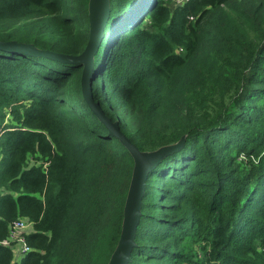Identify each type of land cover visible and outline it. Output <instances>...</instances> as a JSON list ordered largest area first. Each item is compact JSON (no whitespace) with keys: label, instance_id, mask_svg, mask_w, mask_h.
<instances>
[{"label":"trees","instance_id":"16d2710c","mask_svg":"<svg viewBox=\"0 0 264 264\" xmlns=\"http://www.w3.org/2000/svg\"><path fill=\"white\" fill-rule=\"evenodd\" d=\"M88 35V0H0V41L76 55ZM81 71L0 49V240L33 227L15 264H107L118 243L134 161ZM90 83L140 151L181 141L147 173L126 264H264V0H109Z\"/></svg>","mask_w":264,"mask_h":264},{"label":"water","instance_id":"95a60500","mask_svg":"<svg viewBox=\"0 0 264 264\" xmlns=\"http://www.w3.org/2000/svg\"><path fill=\"white\" fill-rule=\"evenodd\" d=\"M108 16L109 0H88V40L82 52L76 55L40 49L33 44L18 42L16 40L0 41V49L15 53H28L61 62L82 65L80 83L85 102L100 122L107 128L109 133L127 148L134 161L132 176L124 204L120 236L107 263L126 264L130 258L131 249L135 244V233L141 215V199L147 173L164 155L178 149L181 146V141L159 147L153 151H140L121 132L118 121H112L106 116L100 105L93 99L90 77L94 66V56L102 40L103 30Z\"/></svg>","mask_w":264,"mask_h":264},{"label":"built area","instance_id":"2783aa9c","mask_svg":"<svg viewBox=\"0 0 264 264\" xmlns=\"http://www.w3.org/2000/svg\"><path fill=\"white\" fill-rule=\"evenodd\" d=\"M165 1L171 7H178L184 5L188 0ZM32 230V223L27 218L18 217L9 224L8 234L4 239L0 240V245L10 248L12 252L10 264L19 262L24 254L32 250V247L28 244L26 239V235L32 232Z\"/></svg>","mask_w":264,"mask_h":264},{"label":"rangeland","instance_id":"374dc122","mask_svg":"<svg viewBox=\"0 0 264 264\" xmlns=\"http://www.w3.org/2000/svg\"><path fill=\"white\" fill-rule=\"evenodd\" d=\"M145 23H146V22H144V25H146Z\"/></svg>","mask_w":264,"mask_h":264}]
</instances>
